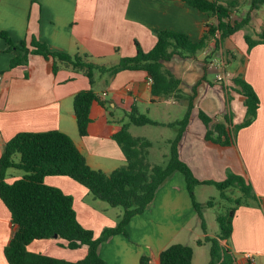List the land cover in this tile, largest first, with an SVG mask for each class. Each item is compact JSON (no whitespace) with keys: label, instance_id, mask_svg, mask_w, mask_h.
<instances>
[{"label":"crops","instance_id":"obj_1","mask_svg":"<svg viewBox=\"0 0 264 264\" xmlns=\"http://www.w3.org/2000/svg\"><path fill=\"white\" fill-rule=\"evenodd\" d=\"M248 8L249 0H241L232 18L242 17ZM217 21L182 0H0V33L6 32L14 43L28 42L34 35L50 50L87 54L101 64L114 63L120 56H133L136 43L144 51L150 50L156 42V29L185 33L197 42L204 23ZM263 23L264 3L251 12L248 25L223 43L230 55L226 64L228 85L232 77L241 75L260 100L254 120L239 129L235 143L227 146L205 140L206 126L198 112L209 116L211 125L223 121L225 116L236 124L245 116L244 98L233 90L229 96L228 85L215 80L218 70L203 62L209 48L195 56H174L164 61V69L179 79L178 89L154 100L149 77L143 70L126 69L114 75L94 72L93 89L99 101L92 103L87 133L80 135L73 96L89 87L87 77L64 65L53 73L52 60L35 54L30 55L27 65L9 68L12 54L4 51L7 43L0 35V154L3 144L17 132L56 129L73 139L91 168L109 173L126 163L112 136L119 130L120 121H128L127 112L135 109L160 123L128 126L132 135L151 141L149 158L157 163L159 155L166 158L169 154V141L176 135V129L165 124L181 119L189 97L194 95L188 124L178 143L179 157L200 180L223 179L230 170L250 181L259 202L237 208L228 243L238 264H264V43L248 49L244 39L245 34L255 37ZM13 175L7 178L8 182L20 174ZM44 181L73 197L78 221L95 236L104 227L116 224L121 208L95 198L72 178L48 175ZM205 186L213 185H197L195 191ZM203 215L206 232L201 228L184 176L176 171L157 188L147 208L130 218L126 225L129 237L122 233L110 236L99 245V255L110 264H141L142 255L149 258V264H159L162 249L182 243L193 249L191 264H208L209 246L197 241L205 235L213 236L217 230L214 223V230L208 231L206 208ZM14 229L10 212L0 199V264H9L3 248ZM63 242L57 237L35 239L27 248L69 261L85 256L84 247L70 249ZM247 252L253 254L252 262L245 258Z\"/></svg>","mask_w":264,"mask_h":264},{"label":"trees","instance_id":"obj_2","mask_svg":"<svg viewBox=\"0 0 264 264\" xmlns=\"http://www.w3.org/2000/svg\"><path fill=\"white\" fill-rule=\"evenodd\" d=\"M182 1L218 20L215 24L204 23L202 36L197 42L192 41L185 33L172 29H156L153 31L156 42L150 50L144 51L136 43L133 56H120L114 63L101 64L87 54L50 50L46 43L34 35L28 42L23 40L14 43L7 33L2 31L0 35L7 43L4 51L12 54L9 68L27 65L30 55L35 54L52 60L53 73L64 65L86 76L89 87L77 91L73 96L77 130L80 135H85L90 122L91 105L94 101H99L93 89L94 72L114 75L126 69L143 70L151 79L150 93L154 100L178 89L179 79L164 69V61L174 56H195L200 50L209 48L203 60L206 66L220 51L224 60L229 62L230 55L223 48L224 40L248 25L251 12L264 3V0H249V8L245 14L240 18H232V13L238 8L241 0ZM244 39L248 49L264 43V23L260 31L255 32V37L245 34ZM226 90L229 96L233 90L244 98L245 116L241 122L233 124L225 116L223 121L211 125V118L201 110L198 112L199 118L206 126L205 140L222 146L235 143L237 132L254 120L260 104L257 93L241 75L232 77ZM193 98L194 95L189 97L187 111L181 119L165 124L175 128L176 135L169 141V154L162 163L150 160V140L134 136L128 130L129 124L160 123L135 109L127 112L128 121H120L119 130L112 136L120 146L126 163L109 173L91 168L73 139L60 130L20 131L6 141L0 154V199L9 210L11 223L15 228L3 248L6 261L9 264H110L99 255L101 242L117 233L129 237L126 225L130 218L142 213L153 200L157 188L174 172L179 171L184 176L203 231L207 230L203 209L216 205L221 208L214 216L217 225L215 234L205 235L203 240L197 241V244L207 243L209 246L208 264H238L228 243L232 221L239 206L248 205L252 201L259 202V198L250 181L241 175L227 170L223 180H200L179 157L178 143L188 124ZM10 169L22 171L12 182L7 181V178L15 176L9 173ZM48 175L68 176L86 187L95 198L110 206L120 207L121 214L116 224L104 227L99 235L95 236L92 230L78 221L73 197L59 187L45 183L44 178ZM201 184L215 186L219 191L218 198L209 197L205 203L198 202L195 187ZM232 192L236 195L232 196ZM221 202L224 203L223 206H219ZM54 234L64 241L61 244L67 248L84 247L85 256L77 261H69L28 250L27 245L32 240L52 238ZM192 256L193 249L190 245L172 243L161 250L159 264H191ZM140 263L149 264V258L142 255Z\"/></svg>","mask_w":264,"mask_h":264},{"label":"rangeland","instance_id":"obj_3","mask_svg":"<svg viewBox=\"0 0 264 264\" xmlns=\"http://www.w3.org/2000/svg\"><path fill=\"white\" fill-rule=\"evenodd\" d=\"M213 57H215V55L213 56ZM97 75H98V73H96ZM166 158L164 157H162V156H158V161H157V163H162L164 160H165ZM10 173L11 174H14V173H16V174H21L22 173V171H20V170H17V169H10ZM225 177H226V175H225ZM224 177V178H225ZM223 178V179H224ZM223 179H218V180H216V179H214V180H216V181H220V180H223ZM203 180H205V179H203ZM213 180V179H212ZM232 194V196H234V195H236V193H234V192H232L231 193ZM218 196H219V191L217 190V188L215 187V186H205V188L203 189V190H196L195 191V197H196V200L198 201V202H202L203 200H208L209 199V197H216V198H218ZM223 202H221L220 204H219V206H223ZM221 208H219L218 207V205H216V206H214V207H210V208H206V217L208 218L207 219V223H208V231H210V232H212L213 230H214V227H213V225H214V223H215V230H217V225H216V222H215V220H214V216H215V212L217 211V210H220ZM209 220V221H208ZM210 222V223H209ZM202 228V227H201ZM200 249H205L204 247H201Z\"/></svg>","mask_w":264,"mask_h":264},{"label":"built area","instance_id":"obj_4","mask_svg":"<svg viewBox=\"0 0 264 264\" xmlns=\"http://www.w3.org/2000/svg\"><path fill=\"white\" fill-rule=\"evenodd\" d=\"M227 62L224 60L221 51L215 57H212L208 63L210 67H215L218 71L215 74V80L220 82L223 86L229 83V73L226 72ZM151 79L149 78V82ZM245 258L252 262L254 260L253 254L250 252L245 253Z\"/></svg>","mask_w":264,"mask_h":264},{"label":"water","instance_id":"obj_5","mask_svg":"<svg viewBox=\"0 0 264 264\" xmlns=\"http://www.w3.org/2000/svg\"><path fill=\"white\" fill-rule=\"evenodd\" d=\"M57 235L56 234H54V237H56Z\"/></svg>","mask_w":264,"mask_h":264}]
</instances>
